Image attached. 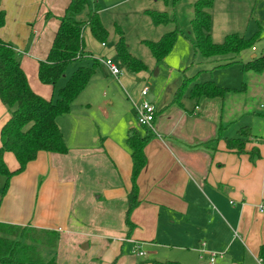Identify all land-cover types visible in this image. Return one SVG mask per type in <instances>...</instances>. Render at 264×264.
<instances>
[{
    "label": "crops",
    "instance_id": "crops-1",
    "mask_svg": "<svg viewBox=\"0 0 264 264\" xmlns=\"http://www.w3.org/2000/svg\"><path fill=\"white\" fill-rule=\"evenodd\" d=\"M70 1L0 0V10L6 12L0 38L21 54L31 89L47 100L54 88L40 82L38 63L47 58ZM256 57L252 47L248 61ZM233 61L229 58L226 65ZM256 74L263 84L264 72ZM94 77L71 111L58 118L68 153L41 151L11 178L5 195L0 194V223L55 231L59 240H77L76 250L90 249L93 241L105 244L103 254L75 255L70 264H208L209 252L223 253L217 264H264V131L257 134L264 121L257 126V114L252 116L247 107L230 110L226 117L225 97L196 102L190 93V101L173 99L156 110L153 136L145 146L147 164L137 179L138 204L128 214L132 160L127 136L130 128L142 134L144 128L115 112L113 99L97 91ZM243 110L252 116L248 123L234 120L235 111ZM237 121L238 128L229 133ZM243 127L250 128L251 136L238 154L225 140L236 138ZM253 151L259 156L252 159ZM3 159L11 171L18 168L12 153ZM90 175L101 184L89 200L100 205L97 223L84 211L89 202L85 177ZM126 243L132 245V255L124 254ZM157 246L178 253L160 258L154 254ZM137 249L149 252L140 257ZM194 254L198 257L188 260Z\"/></svg>",
    "mask_w": 264,
    "mask_h": 264
},
{
    "label": "trees",
    "instance_id": "trees-1",
    "mask_svg": "<svg viewBox=\"0 0 264 264\" xmlns=\"http://www.w3.org/2000/svg\"><path fill=\"white\" fill-rule=\"evenodd\" d=\"M157 1L168 2V0ZM178 1L181 0H173V3L176 4ZM213 6L214 0H197L193 5L194 17L191 20L193 38L190 41L195 53H200L206 59H213L230 54L236 55L250 47L255 37L246 39L238 34L227 35L221 43L213 42L210 14ZM88 7V0L70 1L64 15L59 18V28L47 58L38 63L40 82L52 86L56 91V98L44 99L31 89L21 66V54L10 43L0 38V101L8 108L10 114L0 134V175L5 177L2 196L8 190L11 178L25 171L27 165L37 158L39 152L60 155L68 153L58 118L70 112L72 103L88 86L100 66L99 60L86 50L84 33L88 28L102 43H105L108 37L99 9L87 13L85 20L80 19ZM146 13L155 26L175 24V28L159 40L144 41L156 63H159L172 51L178 36L183 31L175 17L171 18L167 12L148 10ZM5 23L6 12L0 10V29ZM116 32L118 39L115 49L120 63L131 72L146 70V65L129 52L122 30L117 27ZM84 61L90 64L82 65ZM73 64H78L77 68L63 85L59 86V82L66 78V70ZM243 70L264 72V54L245 62ZM189 83L192 85L190 97L196 102L203 99H223L230 91L228 88L220 87L213 80L200 82L196 78L185 79L176 91L174 101H181ZM143 128V134L136 128H130L127 136L132 160V187L127 196L128 214L138 204L137 179L147 164L145 146L153 136L151 129ZM250 136L249 127L241 128L236 138L225 140L227 148L238 154L244 152V146ZM6 152L12 153L18 162V168L14 171L8 168L3 159ZM251 155L253 159L259 156V153L253 151ZM58 240L59 234L55 231L0 223V264H56L54 256L46 259L42 251L43 248H56ZM260 252L261 256H264V245Z\"/></svg>",
    "mask_w": 264,
    "mask_h": 264
},
{
    "label": "rangeland",
    "instance_id": "rangeland-1",
    "mask_svg": "<svg viewBox=\"0 0 264 264\" xmlns=\"http://www.w3.org/2000/svg\"><path fill=\"white\" fill-rule=\"evenodd\" d=\"M192 1L194 3L197 0H181L176 4L173 3V0H168L167 3L157 0H88L89 7L80 16V19L85 20L87 13L95 11V6L100 7L102 9L101 21L108 31V37L105 39L106 45L102 46L101 40L96 39L87 28L84 33L86 49L99 61L111 60L122 73L121 81L118 82L108 74L107 68L100 63L94 74L97 91L101 92V95L105 92L107 99H113L115 112L125 113L133 121L134 126L142 130V126L138 124L134 107V105L139 106L142 102V90H148V95L145 97L147 101L153 103L157 100L155 107L159 112L164 108V105L171 103L185 79L196 78L200 82L213 80L220 87L230 89L225 95L226 117L229 116L230 110L247 107L252 116L254 113L257 114V121H259L257 126H259L264 121V83L262 84L260 76L255 72L244 71L243 64L250 59L252 47L257 49L258 56L264 54V0H214V6L210 10L211 38L214 43L223 41L225 36L230 34H238L246 39L255 37V40L250 47L243 49L239 54L213 59H206L200 53H195L191 44L190 40L193 38L191 20L194 17V7L190 5ZM148 10L167 12L171 18L175 17L183 31L178 36L172 51L159 63H156L144 41L159 40L164 34L172 31L175 24L155 26L146 13ZM117 27L122 30L131 55L142 61L147 67L146 70L131 72L120 63L115 52V44L118 39ZM229 58L234 61L226 65ZM89 64L87 61L82 63L85 66ZM77 66L78 64H73L68 67L66 78L59 82V86L63 85L62 83L71 76ZM191 86L190 83L186 86L183 101H190L188 93ZM244 87L246 90H243ZM50 97L56 98L55 90H50ZM245 110L242 114L235 111L233 117H237L234 120L241 119L243 123H248L252 116L244 115ZM9 116L8 108L0 103V134L1 127L9 119ZM238 122L236 126L234 124L230 126L229 133L231 130H236ZM262 130L264 131V128L257 131V134L259 135ZM92 176L94 175L85 177L88 179L85 180L86 187H88V199L85 203L91 200L92 190L101 189V184L97 182V179L95 181V177ZM4 182L5 177L0 175V194ZM96 195L97 193L94 194V197ZM86 206L85 214L97 223L100 216L98 209L100 205L94 200L93 202L89 201ZM71 243L75 245L74 249ZM76 245L77 240H59L56 248H43V256L46 259L54 256L58 264H70L75 255L77 258L83 255L91 257L103 254L105 251L103 247L105 244L100 241H93L92 247L86 251H83L81 247L76 250ZM123 251L125 255H132V245L126 243ZM143 252L148 253L149 250L144 249ZM154 252L160 258L178 253L176 249L165 246H157L154 248ZM152 255L149 257L150 260L153 258ZM195 257L198 256L194 254L188 260H193ZM116 262L119 261H112L109 264H116ZM140 262L145 261H137L138 264Z\"/></svg>",
    "mask_w": 264,
    "mask_h": 264
},
{
    "label": "built area",
    "instance_id": "built-area-1",
    "mask_svg": "<svg viewBox=\"0 0 264 264\" xmlns=\"http://www.w3.org/2000/svg\"><path fill=\"white\" fill-rule=\"evenodd\" d=\"M102 46H105V43H102ZM105 67L108 69L109 74L117 79L118 81L121 80L122 73L119 70L118 66L115 65L111 60H101L100 61ZM148 95V90L141 91V99L142 102L139 106L135 105L136 115L138 124L142 127H146L148 129H153V123L156 117V108L155 106L146 100V96ZM260 209H264V204L260 206ZM202 246H205L203 243ZM203 251V250H202ZM138 256L143 257L146 254L139 249L136 250ZM223 253L219 252H209L208 264H217L218 258H221Z\"/></svg>",
    "mask_w": 264,
    "mask_h": 264
}]
</instances>
